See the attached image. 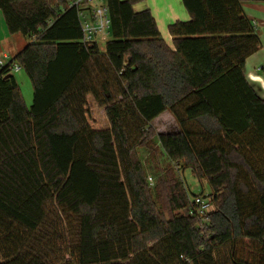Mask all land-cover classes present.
I'll use <instances>...</instances> for the list:
<instances>
[{
  "label": "trees",
  "instance_id": "obj_1",
  "mask_svg": "<svg viewBox=\"0 0 264 264\" xmlns=\"http://www.w3.org/2000/svg\"><path fill=\"white\" fill-rule=\"evenodd\" d=\"M71 1L0 0L29 40L0 69V264H264V100L244 76L261 43L241 5L264 0H180L173 49L144 0H105L104 51ZM165 112L178 130L156 135ZM185 171L210 190L202 219Z\"/></svg>",
  "mask_w": 264,
  "mask_h": 264
},
{
  "label": "crops",
  "instance_id": "obj_2",
  "mask_svg": "<svg viewBox=\"0 0 264 264\" xmlns=\"http://www.w3.org/2000/svg\"><path fill=\"white\" fill-rule=\"evenodd\" d=\"M241 5L243 13L253 23L255 31L259 36V40L261 43L259 50L246 59L244 76L256 95L260 99L264 100V3L244 2ZM143 9L150 10L157 23V27L162 38L165 40L168 46L173 49V45L171 42L172 39L168 33V26L175 21H187L189 19L187 12L184 10L181 4V1L144 0L143 3L138 6V9L136 8V10L140 11ZM6 40L8 39L5 38V42ZM7 44L15 45L16 42L9 40ZM25 45L26 44L24 43V46ZM4 50V46L3 48L0 47L1 53H6ZM17 53H15V55ZM169 117L171 118L173 127H176V122L173 116L168 112L162 113L155 120H163L165 118L169 119Z\"/></svg>",
  "mask_w": 264,
  "mask_h": 264
},
{
  "label": "rangeland",
  "instance_id": "obj_3",
  "mask_svg": "<svg viewBox=\"0 0 264 264\" xmlns=\"http://www.w3.org/2000/svg\"><path fill=\"white\" fill-rule=\"evenodd\" d=\"M139 6V5H138ZM138 6L136 7L138 9ZM5 38L6 40L5 42ZM14 41L16 42L15 45L13 44H7L8 41ZM24 43H29V40L22 37L21 35H10L7 32L3 17L0 13V47L3 48L4 51L7 53L10 58H12L15 53H17L23 46ZM3 45V46H2ZM101 51H104V47L100 48ZM14 78L23 94L26 106L29 108L32 103V88L29 79L24 74L23 71H17L13 73ZM87 121L89 125L94 130H100L105 129L109 127L107 117L104 112V108L98 106L92 99L91 96L87 98ZM153 132L157 134L166 133V132H177L178 127L176 124V127H173V124L171 123V118L169 119L165 118L163 120H155L151 123ZM187 184V188H189L191 193V198L193 195L199 194L201 189L203 190V196H208L210 193V190L205 182L199 183L196 179H194L189 171H185L183 175H181ZM152 181V179H151Z\"/></svg>",
  "mask_w": 264,
  "mask_h": 264
},
{
  "label": "built area",
  "instance_id": "obj_4",
  "mask_svg": "<svg viewBox=\"0 0 264 264\" xmlns=\"http://www.w3.org/2000/svg\"><path fill=\"white\" fill-rule=\"evenodd\" d=\"M70 7H79L78 19L80 22L82 40L87 46L103 48L110 38V18L105 0H72ZM10 57L0 52V69L8 66ZM12 72L20 71L16 64L11 65ZM151 182V178L148 179ZM213 210L208 198L195 196L191 199L186 214L190 217L202 219Z\"/></svg>",
  "mask_w": 264,
  "mask_h": 264
},
{
  "label": "water",
  "instance_id": "obj_5",
  "mask_svg": "<svg viewBox=\"0 0 264 264\" xmlns=\"http://www.w3.org/2000/svg\"><path fill=\"white\" fill-rule=\"evenodd\" d=\"M7 77H9V76H7Z\"/></svg>",
  "mask_w": 264,
  "mask_h": 264
}]
</instances>
